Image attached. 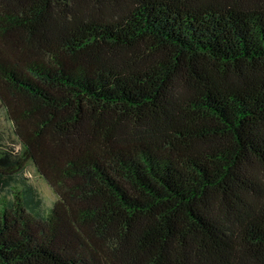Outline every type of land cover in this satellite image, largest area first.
I'll return each instance as SVG.
<instances>
[{"label":"trees","instance_id":"obj_1","mask_svg":"<svg viewBox=\"0 0 264 264\" xmlns=\"http://www.w3.org/2000/svg\"><path fill=\"white\" fill-rule=\"evenodd\" d=\"M0 104V264H264V0H0Z\"/></svg>","mask_w":264,"mask_h":264},{"label":"rangeland","instance_id":"obj_2","mask_svg":"<svg viewBox=\"0 0 264 264\" xmlns=\"http://www.w3.org/2000/svg\"><path fill=\"white\" fill-rule=\"evenodd\" d=\"M0 129L8 140H13L14 145L18 148V143H15L16 136L13 132V125L8 120L5 108L0 104ZM26 182L32 184L43 198L42 212L44 216L51 207L52 203L56 200L57 196L51 186L40 176L33 166H29L25 172ZM21 185H15L14 189L3 190L0 192V205L3 201H11L14 193L20 191Z\"/></svg>","mask_w":264,"mask_h":264}]
</instances>
